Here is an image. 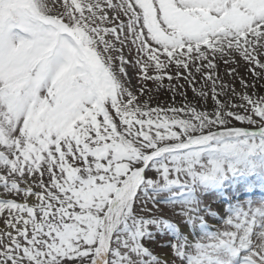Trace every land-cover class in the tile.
<instances>
[{"label":"snow or ice","instance_id":"1","mask_svg":"<svg viewBox=\"0 0 264 264\" xmlns=\"http://www.w3.org/2000/svg\"><path fill=\"white\" fill-rule=\"evenodd\" d=\"M0 264H264V0H0Z\"/></svg>","mask_w":264,"mask_h":264},{"label":"rangeland","instance_id":"2","mask_svg":"<svg viewBox=\"0 0 264 264\" xmlns=\"http://www.w3.org/2000/svg\"><path fill=\"white\" fill-rule=\"evenodd\" d=\"M221 73L223 74V68H221ZM151 87V85H149ZM168 98V99H167ZM171 98V94L166 92L165 90H161L158 94L155 95V99L152 102V106L155 107L159 103L161 106H167L172 103V101L169 99ZM189 98H191V93L189 92ZM176 101L177 106L181 105L183 103V100L181 97L177 96Z\"/></svg>","mask_w":264,"mask_h":264},{"label":"trees","instance_id":"3","mask_svg":"<svg viewBox=\"0 0 264 264\" xmlns=\"http://www.w3.org/2000/svg\"><path fill=\"white\" fill-rule=\"evenodd\" d=\"M168 99V98H167ZM171 101H172V99L171 98H169ZM178 99H176V101H177Z\"/></svg>","mask_w":264,"mask_h":264}]
</instances>
